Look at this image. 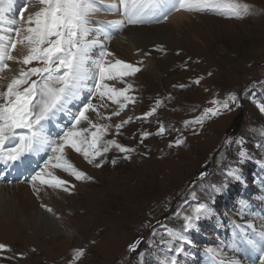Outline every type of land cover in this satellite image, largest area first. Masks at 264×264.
Returning <instances> with one entry per match:
<instances>
[{
	"label": "rangeland",
	"instance_id": "obj_1",
	"mask_svg": "<svg viewBox=\"0 0 264 264\" xmlns=\"http://www.w3.org/2000/svg\"><path fill=\"white\" fill-rule=\"evenodd\" d=\"M242 2L250 6V14L242 19L178 10L152 26H129L126 32L112 31L108 50L116 59L133 64L143 59L141 71L125 78L133 84L129 95L136 98L135 103L128 102L120 116H113L111 121L89 115L95 122L113 126L121 119L132 117L119 133L113 127L103 139H115L134 151L122 153L112 148L106 154L107 162L97 168L75 150L66 148L68 159L92 179L78 181L60 169H53L74 187L70 191L62 190L64 195L54 205L43 202L51 212L40 205L30 211L33 213L28 218L20 213L18 220L23 223L20 232L8 220L16 215L14 204H19L18 200L6 192V197L0 200V243L9 245L10 251L0 252V264H72L78 248L85 249V253L75 264H158L172 253L159 245V237L152 235L153 228L157 232H163L165 227L179 229L183 211L196 200L208 203L217 215L200 221L198 228L190 233L194 245L186 246L185 255L179 259L181 264H208L203 252L205 246L228 243L232 237L230 224H242L252 218L242 213L240 200L248 201L249 208L258 207L250 197L258 200L259 194H264V147L261 146L264 145V112L260 110L264 106V0ZM111 3L118 4L119 0H105V4ZM20 7L18 2L15 13L0 21V28L13 27L8 21L18 18ZM36 10L29 7L25 16ZM120 18V11L111 10H102L93 16L95 21ZM131 43L139 47L127 55ZM165 47L169 48L167 52ZM18 49L19 45L12 55ZM145 50L151 53L147 58L143 55ZM13 64L17 74L22 65ZM31 66H36V62L23 67ZM198 78L200 83L196 84ZM108 83L118 88L125 86L120 81ZM5 87V79H0V90ZM230 93L237 95L238 107L232 105L231 111L205 119L202 127L184 128V121L200 116L204 109L214 107L213 100L222 101ZM157 100L163 103L152 117L137 119ZM106 103L104 113L116 110L117 105ZM160 123L169 129L163 136L156 135ZM143 132L151 135L141 143ZM181 134L186 138L184 144L168 147ZM226 138L243 139L252 159L239 165V145H225ZM125 155L131 158L125 159ZM114 158L117 162L112 164ZM234 167L240 168L245 182L229 181L224 194L213 193L211 186L222 183L225 172ZM26 171L18 172L25 174ZM201 173L206 175L201 177ZM17 184L32 189L27 181L5 183ZM50 189L42 190L40 196L31 194V200L38 203L45 200V193ZM1 218L7 223L3 224ZM259 221L256 216L257 225ZM139 238H143V249L148 253L144 257L129 252V245ZM150 239L156 240L158 246L150 248Z\"/></svg>",
	"mask_w": 264,
	"mask_h": 264
},
{
	"label": "snow or ice",
	"instance_id": "obj_2",
	"mask_svg": "<svg viewBox=\"0 0 264 264\" xmlns=\"http://www.w3.org/2000/svg\"><path fill=\"white\" fill-rule=\"evenodd\" d=\"M18 2L21 3L18 18L8 21L13 27L7 30L0 28V73L11 70L9 61L22 65L6 87L0 90V166H3L0 179L7 175L9 168L28 170L35 166L26 179L37 196L46 188L70 191L74 187L70 181L56 175L53 169H60L78 181L92 179L68 159L66 148L75 150L88 164L97 168L107 162L106 154L112 148L122 153L134 151L115 139H103L113 127L119 133L132 117L121 119L113 126L111 123L95 122L89 115L92 113L99 120L111 121L113 116H120L128 102L135 103L136 98L129 95L133 84L125 78L134 77L141 71L143 59L136 64L116 59L114 53L108 50L113 30L159 23L178 10L213 13L236 19L250 14V6L242 0H119L118 4H105V0H0V21L15 13ZM29 7H36L37 10L25 16ZM102 10L120 11L122 18L93 20V16ZM18 45L27 50L22 58L12 55ZM156 47L163 51L162 46ZM148 55L150 53H144L145 57ZM33 62H36V66L23 67L33 65ZM0 79L5 78L0 76ZM108 81H120L125 86L118 88ZM195 83L199 84L200 79ZM106 101L117 105L110 114L102 111L108 107ZM162 103L157 100L148 112L137 119L152 117ZM212 103L214 107L206 108L200 116L184 121V128L194 125L202 127L205 119L231 111L232 105L239 106L235 93ZM260 110L264 112V106ZM168 131L160 123L156 135L163 136ZM193 134H196L195 131ZM149 135L151 133L143 132L141 143ZM185 139L181 134L168 147H179ZM224 143L239 145V165L252 159L243 139L226 138ZM124 158L131 157L125 155ZM40 161H43L42 165ZM116 162L115 158L111 160L112 164ZM200 175L203 177L206 173ZM229 181L245 182L239 167L228 169L225 180L211 186L212 192L224 194ZM192 195L195 197V193ZM261 199L264 200V197ZM240 205L242 213L252 218L242 224L233 222V234L228 243L205 246L203 252L208 264H264V216L258 227L255 223L257 213L247 211L249 202L241 199ZM42 206L52 211L47 205ZM216 215L208 203L196 200L183 211V223L179 229L165 227L163 232H157L153 228L152 235L159 237V245L172 253L158 264H181L179 257L185 255L186 246L194 245L190 233L198 228L200 221ZM217 226H221L220 222ZM148 244L150 248L158 246L156 240L150 239ZM3 251H10V248L0 243V252ZM129 252L139 257L146 256L148 253L143 249V238L133 241L129 245ZM84 253L85 249H76L72 264Z\"/></svg>",
	"mask_w": 264,
	"mask_h": 264
},
{
	"label": "bare ground",
	"instance_id": "obj_3",
	"mask_svg": "<svg viewBox=\"0 0 264 264\" xmlns=\"http://www.w3.org/2000/svg\"><path fill=\"white\" fill-rule=\"evenodd\" d=\"M130 27H134V26H130ZM138 27H143V26H138ZM126 29H123V30H119L121 32H126ZM164 37V36H163ZM116 47V46H114ZM136 47H139L137 45H135L134 43H131L130 45H128V49L126 50V54L127 55H131L135 48ZM151 50V49H150ZM169 50L168 47H165L164 48V51L167 52ZM164 52V53H165ZM144 53H150L148 50H145L143 51V55ZM27 54V50L22 48L20 45H19V49L18 51L15 53L14 56H17L18 58H22L23 55ZM151 54V53H150ZM147 58V57H145ZM137 63V62H136ZM9 64L11 66V70H5L3 73H0L2 77L5 78V83L7 84V82L11 79V77L15 74V69H16V66L15 64H13L12 61H9ZM32 190V191H31ZM6 192L9 193V197L12 198V195L15 196V199H17L18 203L19 204H14L15 205V209L17 210L16 212V215H13L11 219H8L10 220V223L11 225H13L14 227H16V231L17 232H20L21 231V227H23V223L21 225V222L18 220L20 216H22L20 213L24 214L27 218L28 216L30 215V213H33V212H30L33 210V208H38L40 205L43 204V202L47 203L48 205H54V203L57 201L60 200V196L64 195L63 194V191L62 190H57L55 192V189H50V192L47 191L45 194H46V199L39 202L38 201H34V200H31V194H34L35 192L33 191V189H29V188H25V186L21 185V184H17V185H13V186H8V185H5L4 183H0V200L3 199L4 197H6ZM55 192V193H54ZM24 194L26 195V197L24 196ZM24 196V198L22 197ZM16 201V200H15ZM15 203V202H14ZM7 206V205H6ZM2 208V206H1ZM6 208V207H5ZM4 208V209H5ZM13 208V206H12ZM38 209L35 211L37 212ZM24 219V218H22ZM1 221L2 223L4 224L6 222V219L5 218H1ZM7 223V222H6ZM25 224V223H24ZM56 223H54V226H55ZM10 225V226H11ZM260 225V224H259ZM259 225H257L259 227ZM6 226V225H5ZM2 229V228H1ZM15 230V229H14ZM49 234V233H48ZM51 234V233H50ZM55 234H58V233H54ZM23 236V235H22ZM38 236V235H37ZM48 236V235H47ZM45 237V236H44ZM18 238V237H17ZM50 238V237H49ZM48 238V239H49ZM46 240V239H44ZM53 240V239H52ZM51 241V240H50ZM22 243V242H21ZM19 245V244H18ZM21 245V244H20ZM25 245V244H24ZM28 245V244H27ZM48 245V244H47ZM57 245H61V244H57ZM9 246V245H8ZM17 245H15L16 247ZM38 246V245H37ZM14 248V247H13ZM20 248V247H19ZM38 248V247H37ZM60 248V247H59ZM29 249H32L29 248ZM20 250V249H18ZM26 250V248H25ZM36 250V249H35ZM38 250V249H37ZM56 250V249H55ZM22 251V250H21ZM61 251H62V248H61ZM228 251V250H227ZM39 252V251H38ZM41 252V251H40ZM27 253H29L27 251ZM34 253V252H33ZM60 253V252H59ZM7 254V253H6ZM25 256V253H23ZM231 254V253H229ZM34 255V254H33ZM22 256V257H23ZM25 258V257H24ZM8 263V262H7ZM14 263V262H13ZM9 264V263H8ZM12 264V263H11Z\"/></svg>",
	"mask_w": 264,
	"mask_h": 264
},
{
	"label": "built area",
	"instance_id": "obj_4",
	"mask_svg": "<svg viewBox=\"0 0 264 264\" xmlns=\"http://www.w3.org/2000/svg\"><path fill=\"white\" fill-rule=\"evenodd\" d=\"M260 194H261V193H260ZM260 194H259V195H260ZM259 201L261 202L262 200H259ZM249 211H250V212H254V213L256 212L254 207H253V208H249Z\"/></svg>",
	"mask_w": 264,
	"mask_h": 264
},
{
	"label": "water",
	"instance_id": "obj_5",
	"mask_svg": "<svg viewBox=\"0 0 264 264\" xmlns=\"http://www.w3.org/2000/svg\"><path fill=\"white\" fill-rule=\"evenodd\" d=\"M238 123V122H237ZM237 123L233 126V128H236L237 127Z\"/></svg>",
	"mask_w": 264,
	"mask_h": 264
}]
</instances>
